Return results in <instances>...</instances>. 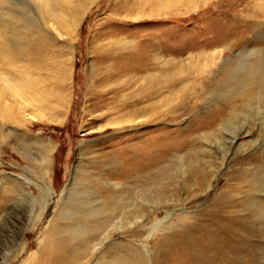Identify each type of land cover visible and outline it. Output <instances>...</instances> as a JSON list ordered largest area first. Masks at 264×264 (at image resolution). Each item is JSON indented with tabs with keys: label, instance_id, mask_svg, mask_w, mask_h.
Returning <instances> with one entry per match:
<instances>
[{
	"label": "bare ground",
	"instance_id": "6f19581e",
	"mask_svg": "<svg viewBox=\"0 0 264 264\" xmlns=\"http://www.w3.org/2000/svg\"><path fill=\"white\" fill-rule=\"evenodd\" d=\"M45 4L61 7L65 0L53 4L45 0ZM0 10L4 12L3 7ZM8 12L22 15L19 10ZM0 25L3 30L17 31L5 18L0 17ZM8 40L3 36L4 43ZM0 50L3 54L1 45ZM128 52L118 50L106 58L126 57ZM150 54L146 62L119 64L99 73L103 78L96 81L113 94L102 97L98 107L111 113L104 115L106 119L110 116L108 125L133 124L140 117L155 115L161 118L171 109L158 113L159 109L174 100L175 107L185 111L193 110L199 100L214 97L213 104L205 109L197 129L180 132V136L188 132L180 141L167 135L133 133L112 145L99 161L88 159L62 191L63 203L49 218L44 247L30 264H264V50L243 51L232 65L225 63L214 78L204 76L203 91L193 100L189 98L196 92L198 61H191L187 76L178 79L182 67ZM20 56L22 59L23 54ZM206 60L211 62L208 57ZM31 79L24 74L23 83L14 89L19 97L17 113L2 117L0 133L14 136L13 141L23 149L29 145L41 149L39 158L47 167L50 147L25 129L28 120L22 114L39 108ZM92 83L93 97L101 98L96 82ZM133 83L139 86L138 91L122 94L131 90ZM95 152L91 149L90 156ZM240 152L250 153L242 157ZM227 166L226 183L208 205L199 209L200 199L210 195L212 181ZM13 183L11 191L23 184L19 179ZM40 185L46 191L44 197H51L47 186L43 182ZM3 203L0 194V205ZM36 210L33 198L32 218ZM160 211L166 215L156 220ZM136 226L148 228L154 245L136 244L125 236L112 240L115 234L135 230Z\"/></svg>",
	"mask_w": 264,
	"mask_h": 264
},
{
	"label": "rangeland",
	"instance_id": "374dc122",
	"mask_svg": "<svg viewBox=\"0 0 264 264\" xmlns=\"http://www.w3.org/2000/svg\"><path fill=\"white\" fill-rule=\"evenodd\" d=\"M54 1L49 0L52 4L57 0ZM0 4L4 8L0 14H5L0 17L17 29L6 31L0 25V45L4 48L3 54L0 50V122L3 116L17 113L19 97L15 90L27 74L32 77L29 81L36 91L39 108L22 113L28 120L25 129L50 147V163L46 167L39 158L41 149L33 145L23 149L13 141L14 136L4 137L0 133V194L4 200L0 205V264H30L33 256L39 254L49 218L63 203L62 191L88 159L99 161L103 153L112 150V145L133 133L167 135L180 141L188 135L187 132L180 136V132L197 129L205 109L214 102V97L199 100L195 110L185 111L183 107H175L177 100H174L173 105L159 109L158 113L171 109L161 118L155 115L148 119L140 117L133 124L108 125L110 116L107 119L105 116L111 113L98 107L102 97L113 94L96 81L103 78L99 74L102 69L143 63L147 54L155 53V57L162 56V61L182 67L177 78L183 79L191 68L190 62L197 60L200 72L194 77L196 92L189 98L193 100L203 91L204 76L214 78L225 63L232 65L243 51L264 50L263 0H65L61 7L47 6L45 0H0ZM17 10L22 12L21 16L9 15L8 11ZM3 36L9 38L6 43ZM16 44L22 50H17ZM118 50H129L132 59L129 55L106 58ZM207 57L211 60L209 64ZM203 68L206 70L202 74ZM92 80L100 91L99 99L91 92ZM135 84L132 91L122 94L137 92L139 86ZM29 92L32 94L33 90ZM19 133L20 130L16 131L15 136ZM91 149L97 154L90 156ZM227 153L231 154L228 149ZM228 170L229 166L214 178L210 195L203 196L197 204L199 209L220 192ZM14 179L23 184L11 191ZM42 182L51 197H44ZM33 198L37 210L32 218ZM165 215V211H160L155 219ZM124 236L136 244L155 243L146 227L136 226L135 230L117 233L112 240H122Z\"/></svg>",
	"mask_w": 264,
	"mask_h": 264
}]
</instances>
